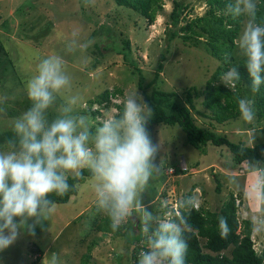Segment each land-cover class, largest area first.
I'll use <instances>...</instances> for the list:
<instances>
[{"label":"rangeland","instance_id":"374dc122","mask_svg":"<svg viewBox=\"0 0 264 264\" xmlns=\"http://www.w3.org/2000/svg\"><path fill=\"white\" fill-rule=\"evenodd\" d=\"M188 1L194 6L193 16L204 14L206 9L202 0ZM171 2L167 0L164 14L157 18L153 26L148 27L145 20L137 17L134 11L117 6L113 0H0V38L8 51V57L0 65V134L11 130L12 119L31 106L25 83L34 74L39 60L49 55H59L63 59L64 68L71 80V87L57 96L55 105L49 110V119L58 115V109L67 96L78 95L76 113L88 116L95 127L103 122L102 118L108 110L98 105L91 109L89 100L106 89L114 90L117 87H121L124 93L138 90L142 95L138 88V77L131 73L129 75L123 56L103 48V55L99 57L93 53L96 52L94 44L104 39L101 47H109L115 39L121 46L122 39L129 38L133 57L143 69L148 83L154 77L161 53L169 45L167 22L173 8ZM96 21L99 25L111 28L112 39L107 37L109 33L102 37L93 36L99 28ZM97 57L101 61L98 67L87 70L96 63ZM218 65L219 62L202 47H190L176 38L170 43L158 88L179 92V99L184 102V90L190 87L204 89ZM122 97L118 95L114 102L121 103ZM202 99H197L195 104L199 111L206 112L202 107ZM24 102L29 105L23 107ZM97 109L100 114L96 116L87 112ZM193 117L199 126L215 129L233 142H246L254 146L264 140V134L249 127L255 125L256 121L247 123L238 119L219 125L195 110ZM152 139L161 145L156 158L160 171H154L138 191L139 202L145 200L149 204L134 215L130 210L136 222L138 218L143 221L145 210L162 218L164 209L177 208L182 197L196 185L198 206L203 205L212 210H218L232 193L243 192L245 195H242V200L238 199V203L243 201L240 218L252 220L258 228L264 226L261 224L264 208L251 191V186L259 182L264 171L263 174L257 173L243 166L242 170L247 174L238 172V169L233 168L228 152H222L214 146H208L203 151L196 150L186 143L185 134L178 127L158 126L153 131ZM195 164H198L197 167L189 168ZM262 167L263 164H260L258 169L264 170ZM179 169H189V172L182 175ZM216 176L223 185L220 193L217 191ZM92 183L91 179L85 181L69 203L58 204L57 211L49 221L50 231L42 232L37 228L35 238L21 237L12 247L0 253V264H41L39 254L33 253L35 247L41 249L43 254L46 250L56 251L62 264H82L83 256L95 241L89 264H127L128 239L110 234L105 236L91 228L92 211L96 206ZM80 215L83 216L82 220L78 219ZM164 218H167V214ZM252 239L255 249L262 253L264 233L253 234Z\"/></svg>","mask_w":264,"mask_h":264},{"label":"clouds","instance_id":"9594fccd","mask_svg":"<svg viewBox=\"0 0 264 264\" xmlns=\"http://www.w3.org/2000/svg\"><path fill=\"white\" fill-rule=\"evenodd\" d=\"M258 2L226 0L224 8L233 20L242 21L235 44L253 94L264 85V18L259 15ZM229 61L230 54H225V62ZM241 78L240 69L230 66L219 81L234 88ZM70 87L59 55L40 59L25 83L31 106L12 119L11 135L0 143V253L23 236L35 238L37 228L50 231L49 221L59 206L53 197L79 189V181L85 180L84 169L91 173L97 210L108 216L114 232L134 206L141 207L138 191L154 171H160L156 158L161 145L153 141L148 129L155 111L138 90L125 91L121 104L109 108L103 122L93 127L88 116L76 113L78 95L67 96L58 115L49 119L57 96ZM236 103L240 119L254 121V101L238 96ZM251 191L264 208V175L253 183ZM180 203L192 210L198 207V197L192 194ZM218 227L221 235L227 236L230 228L226 217L218 218ZM191 230L184 214L167 219L145 210L143 231L147 235L136 264H186L187 233ZM251 232L264 233V226L258 228L253 223ZM41 264H62V260L56 251L46 250Z\"/></svg>","mask_w":264,"mask_h":264},{"label":"trees","instance_id":"16d2710c","mask_svg":"<svg viewBox=\"0 0 264 264\" xmlns=\"http://www.w3.org/2000/svg\"><path fill=\"white\" fill-rule=\"evenodd\" d=\"M205 5V12L201 16H193L194 6L188 0H172V11L169 14L167 22V32L169 34L168 47L161 53L155 67L153 79L148 83L143 69L133 57L132 42L129 38L122 39L121 46L114 42L109 47L103 46L104 39L94 44L96 53L99 57L103 55L102 50H113L123 56L125 63L129 68V75L138 77V88L142 92L145 101L153 107L155 111L154 118L149 122L148 129L153 135V131L158 126L178 127L185 134L186 143L194 147L196 150H202L208 146L219 148L222 152H228L233 163V168L238 169V172H243V166H247L250 170L258 169L260 164L264 168V140L258 142L254 146L246 144V142H233L227 136L220 135L215 129L199 126L193 117V111H197L201 116L209 117L219 125H225L229 121L240 119L236 97L248 96L254 101L255 105V125H250L251 130H255L260 134H264V85L258 93L253 94L249 88L250 79L247 71L244 68V61L235 40L242 29L241 20H233L224 11L226 0H202ZM120 7L134 11L137 17L145 20L148 27L153 26L157 18L164 14L167 0H113ZM259 15L264 18V0L258 2ZM101 19H99V23ZM98 24V21H96ZM137 24V23H136ZM104 29V30H103ZM113 33L107 25H99V28L94 32L93 36L102 37L105 34ZM108 38L112 39L113 34ZM179 38L184 44L190 47H202L211 57L219 62L218 68L212 74L206 83L204 89L190 87L184 90V102L179 99L177 91H162L158 88L161 82V74L164 72V65L167 61L170 51V43ZM7 49L1 42L0 38V65L4 63L5 57H8ZM225 54H230V61L225 62ZM99 57L96 63L87 70H94L101 63ZM230 66H237L241 71V81L234 88L225 87L219 81L220 74L227 70ZM117 87L114 90L106 89L95 98L89 100L88 105L92 109L98 105L108 110L114 108L121 103H115L114 100L118 95H124L123 89ZM203 98V99H202ZM202 99V107L206 112L199 111L195 101ZM27 102L23 103V107L27 106ZM29 105V104H28ZM91 115L96 116L100 111H87ZM88 113V114H89ZM248 127V128H249ZM11 135V130L0 134V143ZM208 147V148H209ZM206 151V150H205ZM204 151V152H205ZM210 153V151H209ZM223 156V154L221 155ZM198 164L190 165L189 168H195ZM180 170L182 175L187 174L189 169ZM261 170V169H260ZM85 180L79 181L80 185L89 180L91 173L84 169ZM255 171V170H254ZM262 173V171H255ZM177 174V171H176ZM263 174V173H262ZM264 175V174H263ZM243 176V175H242ZM217 177V176H216ZM69 183H73L70 179ZM217 191L222 190V183L217 177ZM195 185L181 199L195 194ZM78 190L70 192L63 197H53L58 204L69 203L72 196L78 194ZM242 192V191H241ZM243 192L231 194L230 197L221 204L218 210L208 209L200 205L192 210L182 208L181 203L177 208H166L163 211L164 216L167 214V219H176L179 214H184L191 224V231L188 235V252L186 256V264H264V251L258 253L255 249V243L252 239L253 233L251 226L253 221L250 219L240 218V206L238 199L242 200ZM138 200V199H137ZM139 201V200H138ZM180 201V202H181ZM141 207H133L131 214L141 212L142 208L149 204L148 201L139 202ZM93 219L90 223L91 228L107 235L115 237H123L128 239V261L127 264H136L138 252L145 245L146 233L143 231V221L138 218L137 222L130 215V211L126 219L122 222L117 231H112L110 228V220L106 214H102L95 206L93 208ZM224 216L227 218L230 228L227 236H222L218 227V218ZM91 218V215L89 216ZM85 216V219L89 221ZM78 219H83L80 215ZM77 219V220H78ZM76 220V221H77ZM85 220V221H86ZM75 221V222H76ZM96 241L91 244L88 253L83 256L82 264H89L91 261V251ZM35 255L39 254L42 259L43 253L41 249H34ZM37 258V257H36ZM36 259V260H39ZM37 262V261H36Z\"/></svg>","mask_w":264,"mask_h":264}]
</instances>
